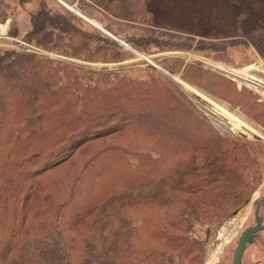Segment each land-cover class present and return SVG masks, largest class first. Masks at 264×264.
Listing matches in <instances>:
<instances>
[{"label":"trees","instance_id":"1","mask_svg":"<svg viewBox=\"0 0 264 264\" xmlns=\"http://www.w3.org/2000/svg\"><path fill=\"white\" fill-rule=\"evenodd\" d=\"M28 1L0 0V24ZM80 2L88 16L87 7L103 8L143 23L147 35L124 38L138 51L164 49L165 27L188 40L206 38L225 57L238 42L264 58V0ZM76 20L59 1L38 0L24 38L74 58L125 56L118 41L87 33ZM188 66L202 83L208 76L223 80ZM248 97L247 112L264 117V103ZM209 122L158 71L135 76L1 49L0 264L201 260L199 231L229 219L263 179L257 147L217 133Z\"/></svg>","mask_w":264,"mask_h":264},{"label":"rangeland","instance_id":"2","mask_svg":"<svg viewBox=\"0 0 264 264\" xmlns=\"http://www.w3.org/2000/svg\"><path fill=\"white\" fill-rule=\"evenodd\" d=\"M9 1L13 6L17 0ZM35 1H37L36 4L38 5V0ZM78 3H81L80 0H73V4H67L74 9H78L76 7ZM87 8L88 11L86 12L90 14L89 16L78 9L80 11L79 13H83V15L96 20L107 32L111 33L118 40L125 41V37L135 40L148 33L141 28V26H144L142 25L143 23L137 20L122 19L120 18L121 16H115L103 8L101 12L91 9V7ZM68 9L73 12L72 9ZM64 12L65 10L63 9V13ZM73 15L80 19L76 20V23L87 33L96 34L95 31L98 30L103 33L102 35L115 39L105 31L95 27V25L82 18V16L80 17L74 12ZM161 32H163V34L165 33L164 35L159 34V37L166 42V45L162 46L164 49H157L152 46L149 50L138 51L137 48L129 43L132 49L124 47L126 54L120 60L105 61L103 58L106 54H101L100 57L102 58L98 60L74 58L63 54L59 50H47L41 46H37L24 37L0 41V50L13 49L18 52L37 53L49 58H56L61 61L96 70L103 67H122L120 69H123L124 72L135 76L158 71L184 92V95L195 105L198 111L210 121L209 123L212 124L217 133L227 136L228 138L234 137L235 140L240 142L245 141L257 147L261 152L257 161L261 165L263 173L262 181L251 194L247 203H244L245 205L238 210L239 214L237 213L238 211H236L229 219H226L216 227L211 229L204 227L203 230L199 231V235L205 243V253L200 257L201 260L194 261L193 263L233 264L234 251L238 244L239 237L246 228L255 224L254 213L256 204L259 199L264 198V137L253 134L248 131L247 128L241 127L240 129L239 123L240 120H244L258 131L264 133V117L257 118L253 111L247 112L250 108V106L247 105L249 99L248 95H255L259 102L264 103V58L257 53L256 49L251 44L244 45L238 42L229 43L230 45L226 51L227 53L225 52L227 57H225V55H222L223 52L220 51V46L209 40H205L206 38L196 36L194 39L188 40V38L184 36L190 35L185 32L165 27L161 29ZM215 42H219V40H215ZM24 44L28 45L26 47L29 48H25V51H22V45ZM135 50L141 54L138 55ZM146 58L153 61L149 62ZM189 64H195L213 73L215 72L219 74L220 77L222 76L221 78H223V80L221 79V81L214 82L209 80L210 76H208L209 79L203 78L204 82L202 83L197 77L193 76L196 72L189 68ZM217 69L227 72L237 79L228 77L220 73ZM179 78L183 83L190 85L192 89L187 91L178 80ZM223 81H227L231 84V86H228L229 89L223 87L221 84ZM206 83L210 85L207 86ZM225 84L227 83L225 82ZM197 90H199V92H197ZM237 91L243 93H238ZM195 94H197L198 98ZM239 95H246L243 102L238 100ZM221 108H224L225 111L222 112ZM259 109L260 107H257V111H259ZM236 115L240 118L236 117ZM236 213L238 216L235 215ZM226 232L229 234L228 238L224 242L219 240V236ZM218 246L220 248L217 250V254L211 256L214 248ZM243 264H264V230L258 233L256 243L247 246Z\"/></svg>","mask_w":264,"mask_h":264},{"label":"water","instance_id":"3","mask_svg":"<svg viewBox=\"0 0 264 264\" xmlns=\"http://www.w3.org/2000/svg\"><path fill=\"white\" fill-rule=\"evenodd\" d=\"M60 3H62L64 6L70 8L73 10V12L78 15V16H82V18H84L85 20H87L88 22L92 23L93 25H95V27H98L100 28L101 30L105 31L107 34H109L111 37L115 38L111 33L107 32L101 25L98 26L97 24H95L94 22H92L91 20H89L86 16H83L81 13H79L80 11L78 9H74L72 8L71 6H69L67 3H65L63 0H58ZM96 21V20H95ZM116 39V38H115ZM121 45H123L124 47L126 48H131V45L124 41V40H118L116 39ZM132 49V48H131ZM136 53H138L136 50H135ZM141 54L140 52L138 53V55ZM147 57V56H146ZM147 61L149 62H152L153 60L151 59H147ZM122 67H113V68H99L98 70H114V69H120ZM218 70V69H217ZM220 73L228 76V77H231L233 78L229 73L227 72H224V71H221V70H218ZM236 79V78H234ZM261 202L260 201L257 205V208H256V211H255V215H256V220H257V223L254 225V226H251V227H248L244 230V232L241 233L240 235V238H239V241H238V244L235 248V251H234V256H233V264H242V259H243V255H244V252H245V248H246V245L248 243H250L253 239V237L255 236V234L261 230H264V224L262 223V219L261 217H259V209H260V205H261ZM239 213V211L237 212ZM236 213V214H237ZM235 214V215H236Z\"/></svg>","mask_w":264,"mask_h":264},{"label":"crops","instance_id":"4","mask_svg":"<svg viewBox=\"0 0 264 264\" xmlns=\"http://www.w3.org/2000/svg\"><path fill=\"white\" fill-rule=\"evenodd\" d=\"M58 1V0H57ZM37 1L30 0L14 9L12 15L0 24V41L24 37L31 29V12L37 10Z\"/></svg>","mask_w":264,"mask_h":264},{"label":"bare ground","instance_id":"5","mask_svg":"<svg viewBox=\"0 0 264 264\" xmlns=\"http://www.w3.org/2000/svg\"><path fill=\"white\" fill-rule=\"evenodd\" d=\"M82 15H83V13H81ZM83 16H85V15H83ZM87 17V16H86ZM89 20H91L92 22H94L95 20L94 19H91V18H89V17H87ZM95 24H97L98 26H100L101 24L100 23H98L97 21H95L94 22ZM233 77V76H232ZM233 78H235V77H233ZM237 79V78H236ZM179 81H180V83L183 85V87L185 88V89H187V91H189V90H191L192 89V87L190 86V85H188V84H186V83H183L181 80H180V78L178 79ZM186 87H188V88H186ZM197 92H199V90H197ZM195 96H197V94H195ZM197 98H198V96H197ZM222 107H223V105H222ZM221 111L222 112H224L225 111V109L224 108H221ZM236 117H238V118H240L238 115H236ZM240 129H241V127L242 128H247V130L248 131H250V132H252L253 134H255V135H258V136H261V137H264V133H262L261 131H258L255 127H253L251 124H249L248 122H246V121H244V120H240ZM248 127H250V128H248ZM239 129V130H240ZM239 214V213H238ZM238 214H236L237 216H238ZM231 220V219H230ZM228 232H226V233H223L222 235H220L219 236V240H222L223 242L228 238V235L229 234H227ZM220 247L218 246V247H215L214 248V250L212 251V254H211V256H213V255H215V254H217L216 252H217V250L219 249Z\"/></svg>","mask_w":264,"mask_h":264},{"label":"flooded vegetation","instance_id":"6","mask_svg":"<svg viewBox=\"0 0 264 264\" xmlns=\"http://www.w3.org/2000/svg\"><path fill=\"white\" fill-rule=\"evenodd\" d=\"M260 201H262V202H261L260 209H259V217H261V219H262V223L264 224V210H263V206H264V198L258 200V202H257V204H256V208H257V205H258V203H259ZM261 210H262V212H261ZM255 211H256V209H255ZM254 216H255V224H256V223H257V220H256L257 217H256L255 213H254ZM255 224H254V225H255ZM254 225H253V226H254ZM261 231H263V230H261ZM261 231H259V232H261ZM259 232H257V233L255 234V236L253 237L252 241L246 245L245 251H246V249H247V246H249V245H253L254 243H256V241H257V239H258V233H259ZM239 238H240V237H239ZM238 241H239V240H238ZM244 254H245V252H244ZM243 258H244V255H243ZM242 264H243V259H242Z\"/></svg>","mask_w":264,"mask_h":264},{"label":"built area","instance_id":"7","mask_svg":"<svg viewBox=\"0 0 264 264\" xmlns=\"http://www.w3.org/2000/svg\"><path fill=\"white\" fill-rule=\"evenodd\" d=\"M22 46H23V47H22V51H25V50H24L25 48H27V49L29 48V47H26V46H28V45H26V44H24V45H22Z\"/></svg>","mask_w":264,"mask_h":264}]
</instances>
